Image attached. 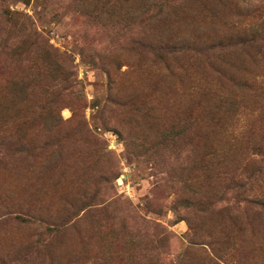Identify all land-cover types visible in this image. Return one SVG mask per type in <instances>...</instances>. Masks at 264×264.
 Instances as JSON below:
<instances>
[{
  "label": "rangeland",
  "instance_id": "1",
  "mask_svg": "<svg viewBox=\"0 0 264 264\" xmlns=\"http://www.w3.org/2000/svg\"><path fill=\"white\" fill-rule=\"evenodd\" d=\"M259 4L0 0V264H264Z\"/></svg>",
  "mask_w": 264,
  "mask_h": 264
},
{
  "label": "trees",
  "instance_id": "2",
  "mask_svg": "<svg viewBox=\"0 0 264 264\" xmlns=\"http://www.w3.org/2000/svg\"><path fill=\"white\" fill-rule=\"evenodd\" d=\"M244 16L245 23L240 27L236 48H241L242 54L249 56L251 64L259 71L242 77V82L251 88L262 87L264 79L262 81H257V79L264 78V4L247 7ZM260 120L264 125V112ZM2 136H6L5 139L13 138L10 132L6 131V121L0 114V138ZM240 201L243 207L251 209L256 206L264 211V200L243 196Z\"/></svg>",
  "mask_w": 264,
  "mask_h": 264
}]
</instances>
